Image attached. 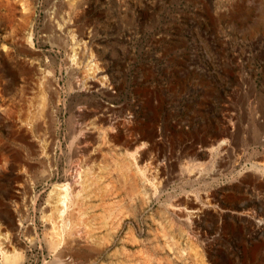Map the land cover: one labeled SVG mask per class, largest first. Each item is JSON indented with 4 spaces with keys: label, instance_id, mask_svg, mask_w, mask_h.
<instances>
[{
    "label": "rangeland",
    "instance_id": "rangeland-1",
    "mask_svg": "<svg viewBox=\"0 0 264 264\" xmlns=\"http://www.w3.org/2000/svg\"><path fill=\"white\" fill-rule=\"evenodd\" d=\"M0 264H264V0H0Z\"/></svg>",
    "mask_w": 264,
    "mask_h": 264
},
{
    "label": "bare ground",
    "instance_id": "bare-ground-1",
    "mask_svg": "<svg viewBox=\"0 0 264 264\" xmlns=\"http://www.w3.org/2000/svg\"><path fill=\"white\" fill-rule=\"evenodd\" d=\"M91 84H92V86H94V82H91ZM79 138H80V137H79ZM81 138H82V136H81ZM82 140H83V139H81V141H82ZM85 142H86V141H85ZM81 144H82V142H81ZM83 144H84V141H83ZM85 144H86V143H85ZM76 146H77V145H76ZM82 146H83V145H82ZM74 151H75V150H74ZM134 152H135V151H134ZM129 153H130V152H129ZM131 154H132V153H131ZM132 155H133V154H132ZM131 157H132V156H131ZM72 161H73V160H72ZM73 162H74V161H73ZM68 163H69V162H68ZM76 163H77V162H76ZM71 164H72V162H71ZM71 164H70V165H71ZM73 164H75V162H74ZM76 165H77V164H76ZM76 165L74 166V168L76 167ZM70 167L72 168L73 165L70 166ZM71 168H70V169H71ZM74 168H72V169H74ZM76 168H77V167H76ZM70 169H69V170H70ZM72 169H71V170H72ZM122 169H123V168H122ZM129 169H130V168H129ZM75 171H77V170H75ZM186 171H187V169H186ZM72 172H73V171H72ZM183 172H184V171H183ZM69 174H70V175L68 176V177H69L68 179H71L70 182H65V183L63 182L64 184H61V185L58 186V188L60 187V188L58 189V190H60V191L57 190V191H58V194H59V197H57V202H58L59 204L63 205V209H62L63 211L61 210L60 212H58V213H59V216H62L64 210H66V208L68 207L67 200H66L67 193L65 192L66 194H64V192H62V191H63V190H66V191H67V189H69L68 187L70 186V184H71L73 178H74L73 183H75L74 181H76V180H75V176H73L71 172H70ZM75 175H76V174H75ZM130 176H131V175H130ZM119 178H120V177H119ZM68 179H67V180H68ZM73 183H72V184H73ZM132 183H133V182H132ZM72 184H71V185H72ZM119 184H121V183H119ZM134 184H135V183H134ZM131 186H132V185H131ZM105 187H106V186H105ZM120 187H121V186H120ZM134 188H135V187H134ZM70 189H71V188H70ZM121 189H122V188H121ZM135 190H137V189H135ZM135 190H134V191H135ZM118 191H119V188H118ZM59 192H60V193H59ZM109 192H110V191H109ZM99 193H100V192H99ZM58 194H57V195H58ZM136 194H137V193H136ZM65 195H66V196H65ZM94 197H95V196H94ZM106 199H107V198H106ZM99 200H100V199H99ZM58 203H57V204H58ZM106 205H107V204H106ZM60 208H61V207H60ZM60 208H59V209H60ZM84 211H85V210H84ZM97 215H98V214H97ZM62 217H63V216H62ZM93 217H94V216H93ZM110 217H111V216H110ZM65 218H66V217H65ZM102 219H104V218H102ZM108 219H109V218H108ZM108 219H107V220H108ZM51 220H52V219H51ZM90 220H92V219H90ZM113 220H114V219H113ZM64 221H65V220H64ZM61 222H62V221H61ZM106 222H107V221H106ZM51 224H52V227H51L52 229H56V230H58V228H59V226H60L61 223L59 224V223H58V220H56V218H55L54 220H52ZM105 224H106V223H105ZM61 225H62V224H61ZM61 227H62V226H61ZM62 228H63V227H62ZM113 230H114V229H113ZM111 231H112V230H111ZM55 232H56V231H55ZM61 232H62V231H61ZM68 235H69V234H68ZM59 237L61 238V236H59ZM72 237H73V235H72ZM66 238H67V237H66ZM74 238H76V236H75ZM88 238H89V237H88ZM64 239H65V238H64ZM67 239H70L69 236H68ZM76 239H77V238H76ZM72 240H74V239H72ZM72 242H73V241H72ZM93 248H94V247H93ZM93 248H92V249H93ZM99 248H100V247H99ZM105 251H106V250H105ZM141 255H142V254H141ZM90 256H91V255H90ZM147 261H148V260H147ZM144 262H145V261H144Z\"/></svg>",
    "mask_w": 264,
    "mask_h": 264
}]
</instances>
